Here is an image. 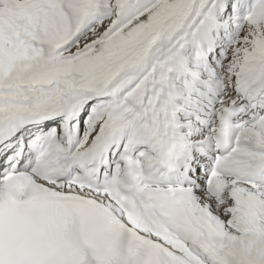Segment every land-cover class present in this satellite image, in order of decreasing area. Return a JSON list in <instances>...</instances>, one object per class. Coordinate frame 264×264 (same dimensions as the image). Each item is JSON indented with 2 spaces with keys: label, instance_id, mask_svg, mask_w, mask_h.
I'll return each instance as SVG.
<instances>
[{
  "label": "snow or ice",
  "instance_id": "obj_1",
  "mask_svg": "<svg viewBox=\"0 0 264 264\" xmlns=\"http://www.w3.org/2000/svg\"><path fill=\"white\" fill-rule=\"evenodd\" d=\"M0 264H264V0H0Z\"/></svg>",
  "mask_w": 264,
  "mask_h": 264
}]
</instances>
